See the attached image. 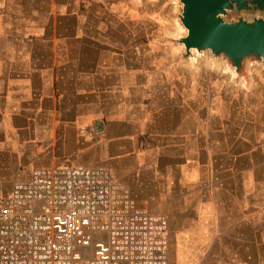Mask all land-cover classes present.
Returning <instances> with one entry per match:
<instances>
[{"label": "crops", "instance_id": "0c3cea01", "mask_svg": "<svg viewBox=\"0 0 264 264\" xmlns=\"http://www.w3.org/2000/svg\"><path fill=\"white\" fill-rule=\"evenodd\" d=\"M102 4L0 0V198L33 168L105 169L167 220L169 264H249L234 256L264 247V94L191 56L172 70Z\"/></svg>", "mask_w": 264, "mask_h": 264}, {"label": "built area", "instance_id": "2783aa9c", "mask_svg": "<svg viewBox=\"0 0 264 264\" xmlns=\"http://www.w3.org/2000/svg\"><path fill=\"white\" fill-rule=\"evenodd\" d=\"M167 225L105 169L37 167L0 198V264H169Z\"/></svg>", "mask_w": 264, "mask_h": 264}, {"label": "rangeland", "instance_id": "374dc122", "mask_svg": "<svg viewBox=\"0 0 264 264\" xmlns=\"http://www.w3.org/2000/svg\"><path fill=\"white\" fill-rule=\"evenodd\" d=\"M61 1L63 0H58L59 4ZM148 1L149 0H137V2L133 1L134 4L133 2L131 3L133 6H130L128 4V0H103V2L102 0H97L99 4L103 3L102 5L109 9L107 15H103L102 20L113 22V20L117 18V20L120 19V21L124 23L132 22V25L138 26L139 30L137 32V36L139 39L143 37L144 39L147 38L150 41L153 40L155 49H161V46L158 47L156 45L163 44L164 47L161 51L164 55H167L170 58L169 64L170 67L173 68L172 70L179 71L185 69L186 67L182 62H184L189 56H186L183 48L175 42L186 35L184 28L178 20L181 5L178 0H154L156 2ZM75 7H78V5ZM125 9H127L126 15H116V11L119 13V10L123 11ZM136 11L137 15H135ZM112 12L113 14H109ZM238 18L250 22L251 20L264 18V11L238 12L231 10L227 11L226 15L222 17L225 22L231 23L235 22ZM178 25L182 29L180 34H177L175 29ZM187 60H189V58ZM189 61L193 64L191 66H195L191 69L193 72H197L198 74L201 72H211V74H216V80H218V83L223 82L224 84L225 82L233 81L230 84L238 86L239 82V85L243 88H246L244 82H248L250 89L253 88L256 90V97L261 93L262 95L264 94V84L262 82V78L264 77V64L260 62V60L255 61L252 58L243 60L238 74L235 73L232 64L225 57L222 55L213 57L209 51H202L201 53L193 51ZM241 79H243L244 82H241ZM253 93L254 92H252L249 96L251 99L253 98L251 96H254ZM262 241V244H264V240L262 239L261 241L251 239L249 241L250 247H260L262 245ZM234 257L236 259L241 258L244 263L264 264V247L260 249L259 255H242L240 257Z\"/></svg>", "mask_w": 264, "mask_h": 264}, {"label": "water", "instance_id": "95a60500", "mask_svg": "<svg viewBox=\"0 0 264 264\" xmlns=\"http://www.w3.org/2000/svg\"><path fill=\"white\" fill-rule=\"evenodd\" d=\"M181 5L179 23L187 35L175 41L188 48L209 51L213 57L222 55L238 74L242 61L252 58L264 64V18L225 22L227 11H264V0H178Z\"/></svg>", "mask_w": 264, "mask_h": 264}, {"label": "bare ground", "instance_id": "6f19581e", "mask_svg": "<svg viewBox=\"0 0 264 264\" xmlns=\"http://www.w3.org/2000/svg\"><path fill=\"white\" fill-rule=\"evenodd\" d=\"M149 1H154V0H149ZM183 28H184V26L183 25H181ZM176 33L177 34H180L181 32H182V29L179 27V25L178 26H176ZM184 30H185V33H186V35H187V31H186V29L184 28ZM185 35V36H186ZM176 41H178V40H176ZM182 48H183V44H179ZM193 51H195V52H197V53H201V51H199V50H197L195 47H193V46H190L189 48H188V56H191L192 55V52ZM233 69H235V68H233Z\"/></svg>", "mask_w": 264, "mask_h": 264}]
</instances>
